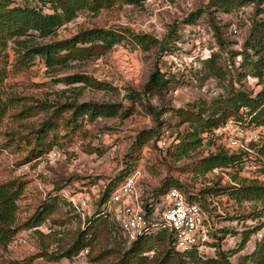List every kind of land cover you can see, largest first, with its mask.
<instances>
[{
    "label": "rangeland",
    "instance_id": "1",
    "mask_svg": "<svg viewBox=\"0 0 264 264\" xmlns=\"http://www.w3.org/2000/svg\"><path fill=\"white\" fill-rule=\"evenodd\" d=\"M25 1L16 0L19 4ZM227 2L224 5L223 0H147L141 6L115 7L98 15L82 11L55 38L70 39L93 29L127 30L156 39L158 43L150 51H144L129 37V41L115 46L97 60L72 62L53 71L37 58L22 72L11 70L14 53L9 51L8 73L0 91L5 100L13 98L17 102L1 122L0 183L18 179L29 183L22 221L29 219L43 203H50L56 196L60 200L55 212L38 230L22 231L7 245L0 236V264H134L137 259L129 254L134 239L127 234V239H119L110 226L96 229V239L91 247L83 250V255L70 261L54 260L76 244L84 228L82 217L61 200L62 191L72 197L80 194L90 197L91 207L85 211L87 221L102 211L100 198L106 193L110 195L134 167L144 170L139 184L144 204L159 198L167 184L173 185L176 181L184 185L188 195L198 193L203 184L215 183L214 179H195L191 173L192 164L206 155L208 146L178 161L173 157L177 138L188 129V125L180 124L173 111L209 105L239 89L256 95L264 87L261 79L243 76L250 67L240 68L242 56L234 58L250 40L255 24L264 23V0ZM228 8L230 11L226 12ZM234 29L239 31L237 35ZM212 56H216L215 62L205 65ZM260 56L264 57V49ZM0 66L6 65L0 63ZM157 71L169 82V87L159 96L149 97L144 90ZM72 75H84L92 85H66L63 80ZM82 103L123 105V111L134 105V113L129 118H99L84 124L68 139L62 138L72 129H63L59 134V148L64 151L65 159L54 165L40 161L23 164L29 152L23 138L33 139L36 130L58 107ZM25 106L39 109L47 106L49 110L21 120L19 115ZM149 107L156 109L157 114L151 113ZM71 114L68 111L64 121ZM149 133L154 137L144 146L139 145V137ZM163 141L168 144L165 148ZM258 205L222 206L226 216L219 217L218 232L211 236L206 255L214 258L213 245L219 244L230 264L244 262V257L250 256L259 242L255 234L240 251L243 233L259 224L258 220L248 217ZM224 230L229 233H223ZM221 237L224 239L219 242ZM151 246L153 250L143 255L148 257L144 264H159L165 254L163 246L154 238ZM155 254L160 257L158 262L151 261ZM38 255L48 257L34 258Z\"/></svg>",
    "mask_w": 264,
    "mask_h": 264
},
{
    "label": "trees",
    "instance_id": "2",
    "mask_svg": "<svg viewBox=\"0 0 264 264\" xmlns=\"http://www.w3.org/2000/svg\"><path fill=\"white\" fill-rule=\"evenodd\" d=\"M146 1L26 0L24 3L19 4L16 0H1L0 63H5L6 66H0V85L8 73L9 51L14 53V60L10 65L11 70L22 72L28 69L37 58L44 61L46 67L53 71L68 67L72 62L81 63L97 60L110 52L115 46L129 41V37L137 45H140L144 51L152 50L158 43L156 39L148 35H136L127 30L93 29L84 31L70 39H55L58 31L74 21L82 11L98 15L104 10H111L115 7L141 6ZM227 1L229 0H223L224 5L228 3ZM229 11V8L226 9V12ZM262 49H264V23H257L252 28L250 40L245 43L243 51L235 53L234 58L238 56L243 57L240 68L250 67L249 72L244 73V77L251 75L259 78L261 79V84L264 85V57L260 56ZM257 56L260 57L255 59ZM215 59L216 56H212L204 64L209 65L210 63H214ZM210 75L214 76V73H210ZM63 81L66 85H92V81L84 75H72L66 77ZM168 87L169 82L165 81L164 76L157 71L151 76L149 83L145 87L144 94L149 97L159 96ZM16 102L17 100L13 98L5 100L0 91V127L3 118L6 117L9 109L15 106ZM133 106L128 107L124 111L123 105H100L95 103L71 104L58 107L53 112V115L36 130L33 139L23 138L29 147L26 161L23 164L38 161L43 155L54 150L62 151L59 148L61 144L59 142V134L63 129H72L71 133H67L66 137L62 138L68 139L78 130L82 129L84 124L93 123L99 118H114L117 116L129 118L134 113ZM34 110H38V112ZM48 110L49 107L47 106L41 109L37 106H25L19 116L21 120H25L37 115L39 112H46ZM148 110L155 115L157 114L156 109L149 107ZM33 111L35 113H32ZM68 111H71L72 114L67 121H64V115ZM173 112L180 119L181 125H188V129L177 138V144L173 147L176 149L173 157L178 161L208 146L209 149L206 151V155L196 159L197 161L191 166V173L195 176V179L201 181L203 179H211L206 176L215 168L222 167L230 170V176L238 186H231L224 183L221 177H217L214 179L215 183L203 184L200 186L198 193L188 195V192L184 190V185L176 181L173 185L167 184L166 187L168 189L165 187L166 190L162 195L160 194L161 196L159 195V198L155 197L147 204H144L147 213H152V209L150 208L152 203L160 201V198L167 195L174 188L180 189L187 196L189 202H197L201 205L206 204L208 195L215 194L218 196H228L230 199L235 200L239 206L242 204L248 206V204L252 203H256V206L259 204V207L264 206V181L241 177L240 175L244 167L242 154L229 150L224 144L220 143L219 137L214 135V131L224 126L229 120L245 121L250 119V124L254 128H264V87L256 95L239 89L209 105L207 103L201 106L193 105L189 109L180 108ZM153 137L154 134L150 133L139 137V145L144 146ZM160 138L158 139L159 141L161 140ZM15 140L13 138L12 142ZM259 152L261 156L259 160L260 172L264 176V143ZM136 168L134 167L127 173L123 177V181ZM28 184L27 181L21 179L0 183V236L6 241V245L22 231L38 230L41 228L58 206L60 199L56 196L50 203L40 205L29 219L22 221L21 216L24 213L23 200ZM109 197L110 195L107 193L103 195L100 198V204L103 205ZM66 203L70 207L67 201ZM259 207L254 206V209L248 216L251 219L258 220L259 224L255 229L243 233L240 251L250 243L251 238L255 234L259 231H264V209L260 210ZM109 226L114 235H118L119 239H127L120 223L115 218L103 215L102 211H97L93 218L87 219L76 244L63 255L54 258V260L60 262L63 259L69 261L74 259L85 248L93 245V241L97 235L96 229ZM222 232L229 233L226 230ZM152 238L161 247L163 246L162 252L165 253L159 264H230L226 256L227 254L221 250L219 244L213 245L216 249L214 258H210L206 254H201L196 250L187 254L180 253L175 246V235L169 231H161L155 235L138 236L134 239L132 251L129 253L132 258L137 259L134 264H144L148 261V257H143V255L153 250L151 246ZM223 239L221 237L218 241L222 242ZM40 257L48 256L38 255L34 258ZM158 260H160V257L155 254L151 261L158 262ZM243 261L241 264H246L250 261L253 264L264 263V235L262 240L256 243L255 251L250 256L244 257Z\"/></svg>",
    "mask_w": 264,
    "mask_h": 264
},
{
    "label": "built area",
    "instance_id": "3",
    "mask_svg": "<svg viewBox=\"0 0 264 264\" xmlns=\"http://www.w3.org/2000/svg\"><path fill=\"white\" fill-rule=\"evenodd\" d=\"M237 35L239 31L233 30ZM214 135L232 152L242 154L244 164L241 177L250 180L264 181L260 172L259 149L264 143V128H254L250 119L245 121L229 120L224 126L214 131ZM163 148L167 147L166 141L162 142ZM64 151L54 150L38 161L54 165L66 158ZM144 170L137 167L127 176L120 186L110 194L102 205V214L115 218L121 225L125 234L133 239L138 236L155 235L161 231L173 232L175 235L176 249L183 254L194 250L207 254L211 236L218 232L219 217H225L222 206L236 204L228 196L208 195L206 204L189 202L187 196L177 188L172 189L160 201L152 203V213L148 214L144 208L140 181L144 178ZM207 178L221 177L224 183L238 186L230 176V170L222 167L215 168ZM202 186V185H201ZM62 199L77 211L86 223L85 211L91 207V199L87 194L76 197L70 196L65 191L61 193ZM77 198V199H75ZM264 231L257 233L258 240H262ZM81 255L84 252L80 253Z\"/></svg>",
    "mask_w": 264,
    "mask_h": 264
}]
</instances>
